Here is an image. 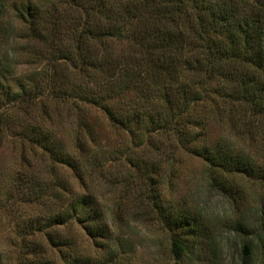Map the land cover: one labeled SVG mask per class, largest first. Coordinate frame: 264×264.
Instances as JSON below:
<instances>
[{"label": "trees", "instance_id": "1", "mask_svg": "<svg viewBox=\"0 0 264 264\" xmlns=\"http://www.w3.org/2000/svg\"><path fill=\"white\" fill-rule=\"evenodd\" d=\"M55 1L80 14L68 22L57 13ZM55 1L44 10L24 0L14 17L7 18V5L0 0V134L12 128L16 117L10 111H22L28 118L34 113L36 123L22 122L20 136L41 148L44 159L60 162L62 149L44 125L56 113L54 101L70 103L79 114L75 140L81 157L86 152L83 134H93L81 111L93 107L138 137L164 131L180 144L197 141L194 127L223 123L231 132L222 134L213 148L198 152L206 162L210 185L240 212L233 226L242 238L241 264H264V216L251 220L242 206L241 190L226 179L243 176L264 183V0ZM15 21L28 25L27 41L52 47L49 65L28 77L14 73L13 53L6 48L18 37ZM115 42L123 45L119 52L114 51ZM63 64L78 70L87 85L71 84L68 68L61 71ZM113 85L121 91V107L109 103ZM153 148L159 150L156 143ZM62 162L81 167L73 160ZM72 220L90 236H108V222L91 195L71 200L47 221H31L25 229L45 231ZM166 222L176 260L204 246L200 219L179 210ZM67 264L87 263L75 257Z\"/></svg>", "mask_w": 264, "mask_h": 264}, {"label": "rangeland", "instance_id": "2", "mask_svg": "<svg viewBox=\"0 0 264 264\" xmlns=\"http://www.w3.org/2000/svg\"><path fill=\"white\" fill-rule=\"evenodd\" d=\"M2 1L7 5L5 16L12 18L24 0ZM33 1L46 10L55 0ZM54 5L68 22L80 14L63 1ZM14 27L18 37L6 48L13 53L14 73L28 77L49 65L52 47L39 40L27 41V24L15 21ZM114 47L119 52L123 45L115 42ZM61 66L66 71V65ZM66 67L71 84L81 81L87 85V78L78 70ZM111 87L115 92L109 103L121 107V91ZM51 104L56 113L44 125L62 149L60 162L44 159L41 148L20 136L22 122L36 123L34 113L28 118L22 111H10L16 117L12 128L0 134V264H67L75 257L87 264H241L242 238L233 226L240 212L210 185L206 162L198 152L213 148L222 134L228 135L227 125L209 121L203 128L194 127L197 141L180 144L164 131L146 139L142 133L138 137L113 125L103 111L93 107L81 111L93 129L92 136L83 134L86 152L81 157L75 140L78 112L70 103ZM199 113L203 114L201 109ZM68 160L81 167L62 162ZM226 179L241 190L242 206L251 220L264 216V183L243 176L228 175ZM82 195L94 197L103 211L109 225L106 238L90 236L76 220L45 231L25 229L31 221H47ZM179 210L202 221L206 242L192 255L176 260L166 220Z\"/></svg>", "mask_w": 264, "mask_h": 264}]
</instances>
